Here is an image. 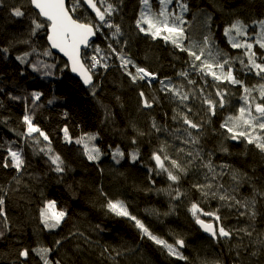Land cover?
<instances>
[{
  "label": "trees",
  "instance_id": "1",
  "mask_svg": "<svg viewBox=\"0 0 264 264\" xmlns=\"http://www.w3.org/2000/svg\"><path fill=\"white\" fill-rule=\"evenodd\" d=\"M175 2L187 4L190 25L202 13L208 15V32L214 37V50H210L213 56L219 51L221 60L227 57L233 75L251 89L248 96L252 104L259 97L264 78L243 67L246 57L231 46L224 33L239 20L254 42L256 23L264 20V0ZM74 3L68 1L70 10ZM109 3L115 11L106 19L118 25L120 32L114 35V28L100 27L96 42L83 52L88 67L92 56L101 60L95 70L89 67L94 85L88 90L70 74L68 64L52 54L47 43L48 23L30 0H3L0 5V198L4 200L0 264H43L33 251L39 248L52 249L48 256L52 264H264V152L244 140L239 145L229 142L231 133L221 127L228 116L246 107L243 88L203 76L191 69L192 58L187 52L162 37L141 32L137 21L143 0H107L104 4L97 0L102 11ZM151 6L155 11L160 9L158 0H152ZM15 8L24 15L15 16ZM71 14L81 22L101 23L83 3ZM34 20L45 25L35 35ZM200 31L189 35L191 41L203 46L207 36ZM253 45L257 62H264V49L256 42ZM117 53L154 73L157 80L151 84L146 79L133 82ZM128 70L135 73L131 64ZM185 71L187 79L179 75ZM160 81L193 94L186 103L193 109L190 118L203 122L199 132L190 130L199 137L198 143L186 142L189 138L183 129L187 125L179 117L173 119L177 111L186 109L171 92L162 90ZM200 89L216 101L217 90L226 93L225 105H217L215 115L207 113V106L201 103ZM140 92L154 103L153 109H144ZM33 93H39V99ZM258 102L264 103L260 98ZM26 115L48 141L39 133L27 135ZM90 133L97 137L94 144L100 149V159L88 158L85 140ZM117 150L123 155H117ZM12 151L21 153L24 161L19 170L13 166ZM155 153L162 159L165 155L170 158L165 160L170 170L171 159L187 166V175L178 183L169 180L157 167ZM197 153L200 158H196ZM52 155L61 157L63 172L55 171ZM209 160L219 174L215 180L202 166ZM204 183L213 184L207 197L193 187ZM211 192L217 195L213 197ZM220 195L235 199L220 200ZM109 200L122 201L132 216L153 235L176 246L186 259L170 255L145 236L135 221L109 211ZM48 201L67 213L61 225L52 230L45 228L40 216ZM193 203L220 217L216 220L198 212L200 219L214 222L217 230L223 226L231 236L217 240L205 237L192 214ZM176 240H183L184 247L175 245ZM25 248L29 250L27 259L19 255Z\"/></svg>",
  "mask_w": 264,
  "mask_h": 264
},
{
  "label": "snow or ice",
  "instance_id": "2",
  "mask_svg": "<svg viewBox=\"0 0 264 264\" xmlns=\"http://www.w3.org/2000/svg\"><path fill=\"white\" fill-rule=\"evenodd\" d=\"M31 4L38 9V15L45 18L48 23V28L50 30V34L48 35V40L51 42V47L59 49L61 52L64 53L65 56L71 61V71L77 72L82 78L85 84H92V76L89 74L88 68L85 67L84 63L81 60V46L83 45L85 48L88 47L89 39L96 34L100 27L106 26L108 28H114L115 34L120 32V28L118 25H114L109 22L106 17L111 16L112 13L115 11V8L112 4H107L105 10H101V7L98 6L97 0H75V3L70 10L65 5V0H30ZM101 4L107 2V0H99ZM172 0H160V3L165 7H162L158 14H152L149 11L141 12L140 19L137 21V26L140 28L141 32H145L146 34H150L153 38L163 35V39L165 41H170L176 48H179L181 51L187 52L188 56L192 58V63L190 64L191 69L197 70L203 76H211L213 81H224L231 83L233 85H241L243 88V92L245 93L243 99L245 102L246 107H240L238 109L237 115H231L226 118L224 123L221 125L223 129L226 130L227 133H231L230 138L233 140L238 139L239 137H243L246 139L248 144H254L257 149L261 152H264V103H256L254 106L249 103V96L248 94L251 92L247 86L243 85V81L237 79L233 72L230 70L231 64L230 61L225 56L222 60L219 59L221 53L219 51L216 52V55L213 56L212 51L208 48V40L202 42L203 46H192L186 47L183 41L186 39L185 30L183 28L184 19L182 15H176L174 12L169 13L167 10V5L170 4ZM3 0H0V5H2ZM87 5L92 11L95 12L96 17H98L100 24L94 25L90 22H81L79 18L74 19L73 16L70 14L71 12H75L76 6L79 4ZM143 3L146 8H149V0H143ZM180 10L181 13L187 11V4L180 3ZM13 14L15 16H23L24 12L20 8H15L13 10ZM174 17V20L172 19ZM262 30H264V21L260 22ZM33 31L32 34L35 35V32L45 25L43 22H39L34 20L33 21ZM141 25H147V28L142 27ZM235 32L237 36H245L247 35L246 26L240 22L239 20L236 23L232 24L230 28L225 30V36H228L231 40L233 48H241L244 47L248 50V70L251 71L255 69V74L257 76H261L264 78V62H257L256 53L251 51L253 48L252 44H241L240 42L236 41L235 37L231 34ZM259 47L264 49V31H262V38L257 41ZM111 47V45H109ZM198 47V51L195 50ZM7 51V49H4ZM96 52H99L100 49L97 47L95 48ZM113 52H116V49H112ZM207 52V55H206ZM45 55H50V52H45ZM119 55L121 60V67L128 72V75L131 77L133 82L137 80H145L148 77L155 78L154 73L148 72L145 68L139 67L134 64L130 59L126 58L124 55ZM87 58V57H85ZM22 62L24 61L23 57H17ZM92 63L89 66L90 68L94 69L98 64H101V60L98 59L96 56L91 57ZM243 64L244 61H241ZM132 65L135 68V73L128 70V66ZM103 67H107L106 64L102 65ZM226 66L228 69L226 70ZM217 69L219 71H217ZM179 75L185 77L187 79L188 72H181ZM151 81H149L150 83ZM162 90H167L171 92L181 104L184 105L186 111L180 112L177 111L176 115L173 119H179L182 121L184 125H187V128L183 129V132L189 138L186 142H191L192 144H196L199 142V137L194 136L193 133L190 131L195 129L197 132L203 126V122H197L190 118L189 113H192L193 109L189 106L186 102L190 100L192 97V93L184 92L177 89L175 86L170 84H166L164 81H160ZM189 84H195V81L188 80ZM203 89H200V93L202 96L201 103L207 106V113L215 115V110L217 105L220 108H223L225 105V96L226 93L217 90L215 93L216 96L219 97V100H213L209 96L203 95ZM36 99H39V93H33ZM140 96L144 97V92H140ZM259 98L261 101H264V85L260 86L259 89ZM144 107H152V104L149 102L147 98L143 99ZM23 122L27 125V135L31 136L33 133H39L40 136L44 138L45 141H48V136L39 129V127L34 126L32 123V118L30 116H24ZM153 127H157L154 123ZM257 129L260 130L262 134H256ZM160 129L157 127V131ZM179 131V129L177 130ZM65 138L68 139V130L67 128L64 129ZM88 139H95L94 136L88 137ZM77 143H81L82 140H77ZM50 143V142H49ZM87 148V145H85ZM44 149H41L43 151ZM51 152V148L48 149ZM164 149L161 148L160 152H163ZM180 151H183L181 149ZM226 151V149H225ZM117 155L122 156L123 153L117 150ZM191 152L188 153V156H192ZM11 158L13 161V166L16 169H20L24 164V161L21 157V154L17 151L11 152ZM88 158L90 160H96L99 158V149L94 148L89 150ZM136 158V155L133 154V159ZM196 158H200L199 153L196 154ZM51 163L55 165V171L63 172V161L59 155H52L50 156ZM153 159L156 161V164L160 167L161 170L167 173L168 179L173 182H179L182 175H187L188 167L181 165L177 160L171 159L170 164L172 166L171 170L165 166V160H169L170 158L165 155L162 159L160 154H154ZM202 159V158H201ZM191 163V162H189ZM8 164H4V167H8ZM203 167L207 168L208 173H211V179L215 180L217 175L215 167L209 160L207 163L202 164ZM222 167H227L226 165ZM235 174L233 175V179H235ZM205 179H209V177L205 176ZM194 188L202 193L204 196H209L210 190L213 188V184L211 183H204V184H194ZM222 187V185H220ZM178 191V190H177ZM211 195L215 197L217 195L216 192H211ZM220 200H229L235 199L234 197H229L227 195H220ZM237 204H240L239 200L235 201ZM4 205V200L0 198V216H4V212L2 206ZM107 207L109 211L115 213L117 216H124L128 217L129 219L135 221V226L138 227L142 233L147 236L150 240H152L157 245L162 246L163 248L167 249L170 255H174L179 259H186L178 250L177 247L173 244H169L167 241L160 239L159 237L153 235L152 232L149 231L147 227L140 220L136 219L135 216H132L129 212L127 207L122 201H108ZM191 211L193 216L196 217V222L201 225L205 232L210 233L213 237H230L231 232L226 230L223 226H220L218 230L213 227L211 223H205L197 213H202L203 215L208 216H215L216 220H219L220 217L212 212H204L198 204L193 203L191 205ZM67 213L66 211H57L56 205L54 201H48L46 207L41 209L40 216L45 228L49 230L58 228L61 223L64 221ZM254 215V214H253ZM6 219V216H5ZM246 231V230H245ZM251 235V233H247ZM3 233L0 232V236ZM59 244V241H57ZM175 245H178L180 248L184 247L183 240H176ZM33 251L36 252L38 256L41 257L43 260V264H52V262L48 259V256L52 249L49 248H39L34 249ZM19 255L24 257L25 259L29 256V250L27 248L20 251ZM56 264H59L57 261Z\"/></svg>",
  "mask_w": 264,
  "mask_h": 264
},
{
  "label": "rangeland",
  "instance_id": "3",
  "mask_svg": "<svg viewBox=\"0 0 264 264\" xmlns=\"http://www.w3.org/2000/svg\"><path fill=\"white\" fill-rule=\"evenodd\" d=\"M99 1V0H98ZM159 1V7H160V9L162 8V7H165L164 5H162L161 3H160V0H158ZM151 2H152V0H149V8H146L145 7V5H144V3L142 4V7H143V9H142V11L143 12H147V11H149V9H150V12L152 13V14H158L159 13V11H160V9L158 10V11H155L154 10V8L151 6ZM167 10L169 11V13H172V12H174L176 15H182L183 16V19H184V24L182 25L183 26V28H184V30H185V36H186V39L183 41V43H184V45L186 46V47H192V46H199L198 45V43L197 42H194V41H191V38H192V35H189L190 34V32H196V30L199 32V30H201L200 31V33H202V34H204L205 36H207V40H208V48L209 49H211V50H214V46H213V44H212V42H213V36L208 32V30H209V28L208 27H211V26H209V21L207 20L208 19V15L206 14V13H202L201 14V16L199 15L198 16V18L194 21L193 19H192V21H191V25L190 24H188L187 23V18H186V12L187 11H185V12H183V13H181V10H180V3L179 2H175V3H173V0H172V2L170 3V4H168L167 5ZM173 20H174V17L172 18ZM199 20V21H198ZM262 21H264V20H262ZM261 22V21H260ZM260 22H258V23H256L257 25H256V34L254 35V42H256V44H258L257 43V41L258 40H260L261 38H262V31H264V30H262V28H261V24H260ZM236 23V22H235ZM187 24V25H186ZM142 27H144V28H147V25H141ZM192 27H194V28H196L195 30H194V28H192ZM228 28H230V27H228ZM205 29V30H204ZM246 31H247V27H246ZM145 33V32H144ZM146 34V33H145ZM201 34V35H202ZM147 35H149L150 36V34H147ZM163 35L164 34H161V36H159V37H156V38H160V37H163ZM189 35V36H188ZM233 37H235V39H236V41H238V42H240L241 44H252L253 45V41H251V37L247 34V35H245V36H237L236 34H235V32H233L232 34H231ZM188 39H190V40H188ZM227 39H228V42L231 44V46H232V43H231V40H230V38L227 36ZM167 42H169L170 44H171V42L170 41H167ZM254 46V45H253ZM235 50L237 49V50H240L241 52H242V56H245L246 58H244L243 60H246V62L243 64V67H246V65H248V50L247 49H245L244 47H241V48H234ZM195 50H197L198 51V47L195 49ZM251 51H253V48H252V50ZM97 68V67H96ZM96 68H94V70L96 69ZM217 71H219L218 69H217ZM253 71H256L255 69H253ZM259 101V97L258 98H256L254 101H253V103H252V105L254 106L256 103H259L258 102ZM256 134H262V133H260V130L259 129H257V131H256V133H254V135H256ZM262 135H264V134H262ZM90 136H94L92 133H90V135H87L86 136V140H85V145H87V149H88V152H89V150H91V149H94V148H98V146L97 145H95L94 143L97 141V137H95V139H88V137H90ZM239 139V141H246V139L245 138H243V137H239L238 138ZM68 140H69V138H68ZM99 149V148H98ZM21 154V153H20ZM156 154V153H155ZM100 158H102V155L100 154V149H99V158L98 159H100ZM57 210V209H56ZM58 211V210H57ZM198 215V214H197ZM202 219V218H201ZM209 222V221H208ZM211 223V222H210ZM178 250V249H177Z\"/></svg>",
  "mask_w": 264,
  "mask_h": 264
},
{
  "label": "water",
  "instance_id": "4",
  "mask_svg": "<svg viewBox=\"0 0 264 264\" xmlns=\"http://www.w3.org/2000/svg\"><path fill=\"white\" fill-rule=\"evenodd\" d=\"M68 1L69 0H65V5H66V7H68ZM86 6V8H87V10H89L90 12H92L93 13V15H94V17H95V19H98V17H96V15H95V12L94 11H92L87 5H85ZM35 8V7H34ZM35 10L38 12L39 10L38 9H36L35 8ZM70 14H71V12H70ZM72 15V14H71ZM42 17V16H41ZM44 20H45V18L44 17H42ZM74 18V17H73ZM75 19V18H74ZM46 21V20H45ZM47 22V21H46ZM48 35L50 34V30H49V28H48ZM97 32H96V34L94 35V36H92L90 39H89V43H88V47L87 48H85L83 45L81 46V60H82V62L84 63V65H85V67L86 68H88V70H89V74L92 76V84H85L84 82H83V78L77 73V72H73V71H71V61L68 59V57L67 56H65L64 55V53L63 52H61L59 49H56V48H52L51 47V42L48 40V37H47V43L49 44V48H50V50H51V52H52V54H56L57 56H59V57H61L67 64H68V68H69V72H70V74H72V76L77 80H79L80 81V83H81V85H83V87L85 88V89H87L88 90V88H90V87H92L93 85H94V76H93V73H91V71H90V69H89V67L86 65V63L84 62V59H83V56H84V53L83 52H85L86 50H88L89 49V47L92 45V44H94L95 42H96V40H97ZM157 80V76L155 75V78H151V82L152 81H156ZM146 97L144 96V97H141V102L143 103V99H145ZM143 107H144V105H143ZM153 107H154V103L152 104V107H144V109H153ZM229 142H231V143H233V144H235V145H239L241 142L239 141V139H236V140H233V139H231L230 138V140H229ZM155 161V160H154ZM156 162V161H155ZM157 165V164H156ZM158 166V165H157ZM159 167V166H158ZM205 223H210V222H207V221H205L204 219H202ZM196 224H197V226H198V228L199 229H201L202 230V233H203V235L205 236V237H207V238H209V239H213V240H217V237H213L210 233H208V232H205L204 231V229L201 227V225L200 224H198L197 222H196ZM211 224L213 225V227L214 228H216L215 227V224H214V222H211ZM217 229V228H216Z\"/></svg>",
  "mask_w": 264,
  "mask_h": 264
},
{
  "label": "built area",
  "instance_id": "5",
  "mask_svg": "<svg viewBox=\"0 0 264 264\" xmlns=\"http://www.w3.org/2000/svg\"><path fill=\"white\" fill-rule=\"evenodd\" d=\"M151 78H152V77H148V78H146V80H149V81H150V80H151Z\"/></svg>",
  "mask_w": 264,
  "mask_h": 264
},
{
  "label": "flooded vegetation",
  "instance_id": "6",
  "mask_svg": "<svg viewBox=\"0 0 264 264\" xmlns=\"http://www.w3.org/2000/svg\"><path fill=\"white\" fill-rule=\"evenodd\" d=\"M158 167V166H157ZM160 168V167H159Z\"/></svg>",
  "mask_w": 264,
  "mask_h": 264
}]
</instances>
